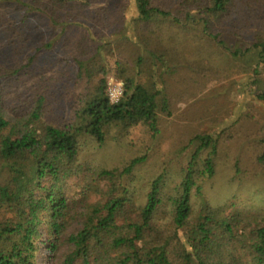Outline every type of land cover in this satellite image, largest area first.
Instances as JSON below:
<instances>
[{"label": "trees", "instance_id": "16d2710c", "mask_svg": "<svg viewBox=\"0 0 264 264\" xmlns=\"http://www.w3.org/2000/svg\"><path fill=\"white\" fill-rule=\"evenodd\" d=\"M224 67L264 101V0H0V264H264V210L194 201L224 141L248 139L264 171L255 106L155 173L152 143L115 165L83 156L110 133L157 139Z\"/></svg>", "mask_w": 264, "mask_h": 264}, {"label": "rangeland", "instance_id": "374dc122", "mask_svg": "<svg viewBox=\"0 0 264 264\" xmlns=\"http://www.w3.org/2000/svg\"><path fill=\"white\" fill-rule=\"evenodd\" d=\"M123 55H127L126 50L123 51ZM236 65L253 68L256 60L249 54ZM223 69L224 71L213 80L200 86L192 96L175 103L173 114L166 115L164 131L157 139L152 141L141 128H133L126 136L115 137L110 133L104 145L86 141L84 158L96 164L115 165L127 162L139 154L134 149L142 147V154L145 151L143 147L152 143L146 169L155 173L169 166L170 162L176 161V157L181 155L182 147L194 131L203 129L213 131L236 119L240 122L237 123L236 120L231 125L233 129H238L243 123V115L252 106L264 116V101L244 93L243 83H247V80L228 82L227 69L225 70V67ZM109 76L115 77L113 72L108 73L107 78ZM234 78L240 79V74H235ZM260 126L261 124L258 128ZM249 144L248 139L243 138L224 141L221 144L219 155L216 157L217 172L212 178L204 181L203 196L194 198V201L201 203L204 201L212 206L228 205L231 211L240 213L264 210V171L253 162L256 151ZM238 161L243 172L237 177L235 164Z\"/></svg>", "mask_w": 264, "mask_h": 264}, {"label": "built area", "instance_id": "2783aa9c", "mask_svg": "<svg viewBox=\"0 0 264 264\" xmlns=\"http://www.w3.org/2000/svg\"><path fill=\"white\" fill-rule=\"evenodd\" d=\"M107 85L110 100L114 103L119 102L124 92L123 80H118L114 76H109L107 78Z\"/></svg>", "mask_w": 264, "mask_h": 264}]
</instances>
